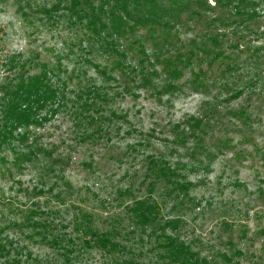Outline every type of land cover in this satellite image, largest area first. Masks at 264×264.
<instances>
[{
    "label": "rangeland",
    "instance_id": "obj_1",
    "mask_svg": "<svg viewBox=\"0 0 264 264\" xmlns=\"http://www.w3.org/2000/svg\"><path fill=\"white\" fill-rule=\"evenodd\" d=\"M70 2L0 0V98L3 84L21 73H39L46 63L60 69L70 91L92 85L107 93L100 116L110 120L99 129L89 125L90 137L83 141L85 127L75 124L68 104L31 129L39 145L53 152L51 157L42 153L20 169L13 164L14 151L1 149L0 227L12 221L20 226L6 228L0 237H14L10 239L25 246L23 254L31 253L41 264H162L157 233L153 228L141 231L128 210L155 183L151 195L164 216L179 220L178 229L169 232L201 256L213 264H264V16L257 33L245 32L251 46L261 48L258 55L247 49L232 53L240 67L223 79L220 69L228 61H218L199 90L187 71L179 81L182 89L165 93L159 87L162 76H152L147 84L120 74L113 63L116 56L100 48L86 21L70 16ZM259 11L264 15V4ZM176 29L179 40L172 51L206 31L200 20H185ZM133 39L121 42L128 47L129 62L142 58L137 45H130ZM145 43L152 54L151 38ZM69 95L75 98L76 93ZM232 110H244L247 117ZM191 116L210 125L203 143L185 124ZM58 157L65 163L52 165L51 159ZM159 170H174L193 184L187 196L169 194L166 179L156 178ZM29 210L39 212L35 220L50 224L46 238L25 220ZM88 211L93 228L118 241V251L103 250L97 243L85 247L83 228L75 224ZM51 232L76 244L71 261L49 243Z\"/></svg>",
    "mask_w": 264,
    "mask_h": 264
},
{
    "label": "trees",
    "instance_id": "obj_2",
    "mask_svg": "<svg viewBox=\"0 0 264 264\" xmlns=\"http://www.w3.org/2000/svg\"><path fill=\"white\" fill-rule=\"evenodd\" d=\"M97 1L99 4L96 0H71L68 8L70 16L76 17L80 22L86 21L85 25L100 48L116 56L113 63L120 70V74L138 76L142 83L147 84L152 82V76H162L159 87L165 93L182 89L179 81L185 77L187 71L193 73L190 81L194 89L199 90L206 84L203 80L208 78L216 63L221 60L228 61L220 69L222 79L227 78L240 67L232 53L247 49L252 52L251 55H258L261 50L259 46H251L246 40L245 32L257 33V29L263 25L264 15L260 13L259 7L264 4V0H213V3L209 0ZM185 20L203 21L206 31L200 37L190 40L187 45L182 43L180 48L172 51L175 47L174 41L179 40L176 27L185 24ZM141 30L145 32L140 34ZM128 37H134L130 45L134 48L137 45V52L142 57L137 62L128 61V47L121 45L122 40ZM149 37L153 42L152 54H148L145 47V39ZM40 68L39 73H21L15 80L1 86L3 95L0 98V151L10 147L14 151L13 164L20 169L32 164L42 153L47 157L53 155L48 148L39 145L31 130L48 120L47 113L50 116L56 115L70 104L75 124L85 127L80 137L83 141L90 137L87 129L89 125L99 129L102 122L110 120L107 116H100V101L108 102L109 98L98 86L85 85L78 92L70 91L67 89V78L61 77L60 69L57 71L46 63L40 64ZM97 69L108 78L111 77L105 69L100 70L99 66ZM241 92L238 89L236 94L240 95ZM70 93H76L75 98H70ZM230 113L247 117L244 110H232ZM185 124L191 129V136L196 137L198 143H203L210 125L195 116H191ZM65 161L63 157L51 159L52 165L63 164ZM157 177L166 179L167 190L172 195L182 192L185 196L193 185L174 170H159ZM155 186L152 183L150 194L134 200L128 210L133 223L141 231L147 232V228H153L157 233L156 241L162 250L159 255L163 260L162 264H213L209 258L192 249L189 242L181 240L176 233L169 232V228L178 229L179 220L164 216L162 206L151 195L156 189ZM38 214L37 210H29L25 214V220L39 228L38 234L46 238L50 224L35 220L34 217ZM80 215V222H76L75 226L83 228L85 247L97 243L103 250L118 251L121 248L118 241L93 228V216L89 211ZM19 226V222L12 221L9 226L0 227V234L5 233L6 228ZM49 235L53 239L49 243L55 248L59 246L58 249L63 250L64 260L71 261L76 244L63 234L51 232ZM10 238L14 237H0V264H26L30 260L33 263L29 264H41L39 259L32 258L31 253L24 255L25 246H18L19 242Z\"/></svg>",
    "mask_w": 264,
    "mask_h": 264
}]
</instances>
